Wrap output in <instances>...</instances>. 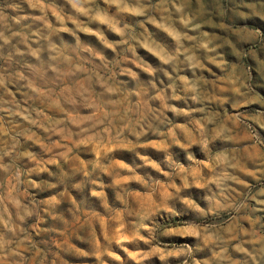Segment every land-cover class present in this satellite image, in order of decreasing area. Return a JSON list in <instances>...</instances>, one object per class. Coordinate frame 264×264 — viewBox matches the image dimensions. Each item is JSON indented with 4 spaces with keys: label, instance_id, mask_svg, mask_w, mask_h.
Wrapping results in <instances>:
<instances>
[{
    "label": "rangeland",
    "instance_id": "obj_1",
    "mask_svg": "<svg viewBox=\"0 0 264 264\" xmlns=\"http://www.w3.org/2000/svg\"><path fill=\"white\" fill-rule=\"evenodd\" d=\"M126 3L0 0V264H264V0Z\"/></svg>",
    "mask_w": 264,
    "mask_h": 264
},
{
    "label": "clouds",
    "instance_id": "obj_2",
    "mask_svg": "<svg viewBox=\"0 0 264 264\" xmlns=\"http://www.w3.org/2000/svg\"><path fill=\"white\" fill-rule=\"evenodd\" d=\"M25 2L29 6H35L34 0H25ZM67 3L78 14H82L84 16H87L91 20H99L102 23H108L107 19H105V14L101 13L97 9H92V8L86 7V5L94 3V0H67ZM105 3L108 5H115L116 8L119 9V11L122 13H124V12L132 13L135 16H143V15H145V12H146V8L144 6H140V7H136V8L128 7L126 0H105ZM242 5H243V0H240V5H238V6H242ZM10 7L13 10H15L16 8L19 7V5H10ZM247 7L251 10L252 15H248L246 12L241 11L237 14L238 18L240 20L247 21V20H250L253 18H259L260 20H264V11H257V10H255L254 6H250V5ZM93 13H95V14H93ZM26 19H27L26 16H18V17H14V22L19 24L22 20H26ZM185 23H187V22H185ZM112 27H113V30L115 32L123 35V29H121L119 27H114V26H112ZM83 31L90 33L92 30H91V28H85V29H83ZM170 35H172L179 42V35L178 34H176L175 32H170ZM204 35L207 36V33H205ZM0 36H2V33H0ZM210 43H211L210 39L205 40L204 42L201 43L200 46L206 50H211V49H209ZM184 51H187V50L185 49ZM178 52H179V49H178ZM161 59H162L164 64H169V63H172V61L174 60V57H167V58L161 57ZM193 59H194L193 56H191V55L187 56V60L189 62L193 61ZM196 66L197 65L194 63L189 64V67L193 70L196 68ZM181 79L186 86V91L192 93L191 99L193 101H199L200 96L198 95L197 83L195 81L190 82L186 77H182ZM235 91L239 92V88L235 89ZM157 98L163 99L164 97L162 95L158 94ZM172 98L179 100L181 97L173 95ZM171 111L173 113L180 114L183 110L173 107V108H171ZM185 114H187V113H185ZM230 131H231V129H229L226 125H221L214 130V138L224 139V140L231 139L230 136L226 135ZM79 143L83 144V145H87L89 143V141L88 140H81ZM191 143L192 144H198L201 146V148L207 149L209 141L207 138H204L203 136H201L200 139H192ZM214 167H218V168L222 169V171H220V173L218 175L213 177V182H215L218 187L221 186L223 184V182L230 180V179H234V177H232L229 174L227 169L228 168H235V167H237V165L231 163V160H230L227 153H221V154H218L214 157ZM41 171H43V169H41ZM31 183L33 184L34 187H37V188L39 187V184H37L35 181H32ZM197 186L199 187L202 185H197ZM92 195L98 196V195H100V193L93 191ZM53 200H55V198H53ZM55 202L59 203V201H55ZM185 203L192 204V202L188 201V200H186ZM0 223H3V217L2 216H0ZM4 227L5 228H11V225H10V223H4ZM191 235L194 237H197L198 239H202L206 245L209 243L217 244L218 242L223 241L222 237H219V236L213 237V236L207 235L205 233H202L200 231H193L191 233ZM127 239H128V237H118V238H116L115 242L118 245H121L123 243V241L127 240ZM0 249H3V243H0ZM235 251L242 252V251H246V250L242 249L240 247V245L237 244L235 246ZM226 252H227L226 247H220L219 251H217L215 253V255H216L217 259H223ZM117 259H118V257H117ZM161 259H164V257H161Z\"/></svg>",
    "mask_w": 264,
    "mask_h": 264
}]
</instances>
